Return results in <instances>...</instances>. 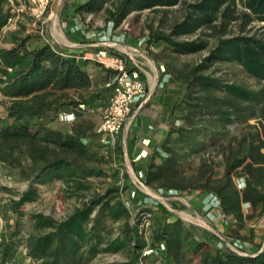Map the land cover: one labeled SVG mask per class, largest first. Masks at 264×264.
<instances>
[{
  "label": "trees",
  "instance_id": "16d2710c",
  "mask_svg": "<svg viewBox=\"0 0 264 264\" xmlns=\"http://www.w3.org/2000/svg\"><path fill=\"white\" fill-rule=\"evenodd\" d=\"M0 0V29L5 20ZM100 0H85L75 12L90 11ZM178 7L179 20L163 29L147 25L146 46L163 45L173 55L195 54L207 50V55L197 65L178 72V79L185 85L183 97L188 113L187 129L170 131L166 144L173 133L182 141L204 131V138L217 140V134L208 135V124L219 123L225 128L250 118L261 119L253 129L240 139L232 137L220 143L216 155L223 163V175L214 177L213 159L201 158L197 167L198 185L194 189L212 194L219 202L221 214L242 224V204L264 213V108L252 110V106L264 97V89L251 90L244 86L224 82L205 74L214 64L234 62L248 76L264 81V37L248 34L246 28L258 25L264 30V0H115L105 10L106 21L118 27L130 14L148 10L161 12ZM233 28L238 32L234 33ZM203 34L202 37L200 36ZM198 34L197 38H183ZM213 46L208 49L209 40ZM27 39L11 36V48L0 49V94L9 99L7 118L16 124L0 131V161L14 169H20L34 183L43 184L52 179L72 184V188L88 190L85 177L100 176L102 170L86 166L91 161L83 140L91 127L79 125L72 133L65 134L42 125H31L30 119H41L58 114L62 110H75L89 102L84 92H90L93 80L87 71L89 60L66 55L51 44L37 48L26 47ZM112 55L123 58L113 49ZM95 66L101 67L90 60ZM130 72L131 68L127 67ZM102 85L106 84L111 71L104 70ZM139 78L145 82L142 74ZM221 94V95H219ZM90 97H95L93 93ZM199 119L193 122L192 117ZM191 120V121H190ZM247 137V138H246ZM162 145L168 155L162 165L150 163L139 172L141 182L147 186L167 179L170 170L164 164L175 163L173 149ZM117 151L122 154L121 145ZM233 178H243L242 190L235 188ZM177 189L178 187L172 186ZM183 190V189H181ZM117 190H109L103 196L93 197L62 221L44 216L31 215L33 230L38 234L26 240L28 257L36 264H79L86 255L120 254L126 258L121 264H264V248L256 247L242 256L223 248L214 247L219 239L213 233L199 229L177 218L162 205L155 211L141 209L135 215L122 203ZM32 187L16 203L34 201ZM148 220L149 237L144 239L141 220ZM118 224V234L112 236V226ZM12 243L2 236L0 256L4 262L13 254ZM147 248L149 254H142ZM159 254L160 256H157Z\"/></svg>",
  "mask_w": 264,
  "mask_h": 264
},
{
  "label": "rangeland",
  "instance_id": "374dc122",
  "mask_svg": "<svg viewBox=\"0 0 264 264\" xmlns=\"http://www.w3.org/2000/svg\"><path fill=\"white\" fill-rule=\"evenodd\" d=\"M84 1L62 0L60 3L54 2L44 17L36 19L32 17L26 0H5L3 5L5 20L0 29V49L11 48V36L27 39L26 47L29 49L51 44L58 50L74 51L75 55L81 56L83 54V52H79L81 44H95L99 42L100 37L105 40L106 36L109 37L108 46L110 49L123 57L129 48L137 49L147 58L144 60L138 56L137 60L143 65V69L150 74L149 77L155 76V86L151 92L150 82L149 84L145 83L146 95L142 101H144L143 107H146L148 111L144 114L146 119L142 124V131L144 135L154 133L157 125L162 124L165 136L161 143L155 146L149 144L151 147L148 156L143 160L133 159L132 161L125 153H119L117 151V146L120 145L119 141L114 151L101 146L94 129L100 121L101 110L107 104L109 92L102 85L105 69L103 70L101 67L100 71L90 72L93 80L92 89L90 92L83 93L84 98H87L89 103L86 106L81 105L75 110H69L75 113L73 123L63 124L59 122L57 114L41 119H30L29 122L31 125H42L65 134L72 133V129L79 125L90 126L91 131L83 140L90 157H92L86 166L100 168L102 174L85 177L83 181L87 183L89 189L78 191L75 188L71 189L72 184H65L58 179H52L43 184L34 183L20 169H14L0 161V242L4 236L6 242L13 245V254L10 259L3 262L0 256V264H36L28 257L26 248L27 238L32 234H38L37 231L33 230L31 215L42 214L55 221H62L93 197L103 196L107 191L114 189L117 190V193L112 195H117L132 215L141 209L155 211L158 205H162L177 218L199 229V235L202 231L213 233L215 236L218 234L228 242H236L239 245L245 244V251L253 250V238L260 234L264 236V213H260V208L253 210L250 205L242 204L244 215L242 224L239 225L230 218L231 222L227 220V229L223 233H217L212 228L207 216L208 212L212 214V211L220 210L219 202L212 194L196 190L194 187L198 185L197 167L200 159H213L215 163L213 175L215 178L221 177L224 167L221 158L216 155L219 144H226L227 140L232 137L240 139L244 135L253 134L256 131L253 126H256L258 130V121L261 119L250 118L245 122L233 123L225 128H222L217 122L211 124L205 121L202 123L210 125L208 126V135L217 134V140L211 141L210 138H204V131L202 130L191 135L187 142L182 141L176 133H173L170 136V141L166 144L165 139L170 131L181 128L187 129L185 116L189 110L183 103L186 89L185 85L178 79V72L186 71L200 63L203 57L207 55V50L195 54L173 55L163 45L147 48L148 31L146 26L153 25L155 28L158 21L162 19L164 22L163 29H166L180 19L182 13L178 7L168 10L166 14L151 13L148 10L140 13L134 12L115 28L106 21L105 14V10L115 0H100L96 7L90 11L75 12V8ZM53 15L55 19L57 18L56 25H54ZM8 19L11 21L8 22ZM73 21L76 23L74 24ZM52 28L59 30L64 40L55 37ZM233 32L237 33V28H233ZM104 33L106 36L103 35ZM245 33L264 37V30L258 29V25L247 27ZM202 35L201 33L200 36L202 37ZM198 36L195 34L183 38L194 39ZM213 43V40H209L208 49L213 46ZM105 47L90 46L88 49H91L92 54H95ZM205 74L213 75L224 82L235 83L251 90L264 89V81L248 76L234 62L214 64ZM110 78H112V73ZM91 93L95 97L91 98ZM8 101L7 97L0 94V131L16 124L14 120L8 119L6 116ZM261 108H264V97H261L259 102L252 106V110L256 111L257 114ZM61 112H67V110ZM191 119L196 122L199 117L195 116ZM146 121L154 123L148 124ZM139 127L134 119L127 129L126 138L134 135ZM137 138L140 139L141 136L139 135ZM163 144L175 152V163L164 164L163 166L165 170H170L172 175L153 185L147 186L143 183V186H140L136 181L139 171L146 168L150 163L162 165L167 159L168 155L162 148ZM260 153L264 154V149H261ZM145 155L146 153L141 154L143 157ZM233 183L236 189L242 190L244 179L233 178ZM134 184L137 185V188ZM171 185L178 188L173 189ZM31 187L36 194L35 200L16 206L22 195ZM192 197L196 199L197 206L191 205ZM186 215L193 218L189 219L185 217ZM197 217H200L208 227H204L196 221L195 218ZM140 229L139 234L147 239L149 228L146 216L141 220ZM117 234L118 224H115L112 226L111 235L114 237ZM258 245L261 248L264 247V241ZM214 247L228 249L220 239ZM149 253L147 248L142 251L143 255ZM156 255L160 256L159 254ZM124 262H126V258L120 254H98L93 258L84 255L79 264H121Z\"/></svg>",
  "mask_w": 264,
  "mask_h": 264
},
{
  "label": "built area",
  "instance_id": "2783aa9c",
  "mask_svg": "<svg viewBox=\"0 0 264 264\" xmlns=\"http://www.w3.org/2000/svg\"><path fill=\"white\" fill-rule=\"evenodd\" d=\"M26 2L32 17L41 19L54 2L60 3L62 0H26ZM10 21L11 19H8V22ZM105 48L89 57L103 69L112 72V78L106 84V87L110 88L108 101L100 112V121L94 129V133L101 146L114 151L119 141L118 137L126 138L127 129L134 120V108L136 105L144 104L142 100L146 95V87L145 82L139 78V74H143L144 69L137 58L138 56L144 60L147 58L137 49L131 48L125 53V59L119 58L109 53ZM127 62L132 66L130 72L127 70ZM57 118L63 124H71L75 121V113L73 111L59 112ZM141 178V173H138L136 181L140 186H143ZM134 186L137 188V185L134 184ZM216 236L231 252L242 256L248 255L244 249L245 244L231 243L218 234Z\"/></svg>",
  "mask_w": 264,
  "mask_h": 264
},
{
  "label": "crops",
  "instance_id": "0c3cea01",
  "mask_svg": "<svg viewBox=\"0 0 264 264\" xmlns=\"http://www.w3.org/2000/svg\"><path fill=\"white\" fill-rule=\"evenodd\" d=\"M73 22H74V24L76 23V21H73ZM103 35L106 36V33H104ZM98 40H99V42H97L95 44H81L80 45L81 49L79 50V52H83V54H82L83 59L89 60L88 66H87V71H88L89 74H90V72H96V70L100 71L101 67L95 66L94 63L90 62L89 57L91 55H93V54L91 52V49H88V48H90V46H106V48L110 49V47L108 46V40H109L108 36L105 37V40H102L101 37ZM59 51L63 52L66 55H73V56H76V57H81V55H75L74 51H69V50L65 51V50H61V49H59ZM126 64L128 65V67H130V68L132 67L130 65V63H128V62ZM103 73H105V71H103ZM142 75L145 78V83L149 84V76L148 75H150V74L147 73V71L144 69V73ZM152 90L153 89L150 88V92ZM147 111H148V109H146V107H143V104L135 107L134 108V112H135L134 119H135L136 123H138V125L140 127L134 133V135H132L130 138H128V139L125 138L124 139L122 136H120V138H119V143L121 145L122 152L125 153L127 156H129L132 159V161H133V159L143 160L144 158H146L148 156V152L150 150L149 148L151 146H155L158 143H161L163 141V139H164V136H165V133L163 132L164 126L162 124L157 125L158 127L155 128V132L154 133H148V134H145V135L143 134V131H142V126L143 125L142 124H143V122H145L144 119H146V118H145L144 114ZM146 122L148 124L154 123L152 121H146ZM139 135L141 136L140 139L137 138V136H139ZM97 139H98V137H97ZM140 152H142V155H144V153L146 152L147 156L144 157V158L139 159L138 155H139ZM191 205L197 206L196 199H194L193 197L191 198ZM207 217H208V219H210L209 222L212 225V228L217 233H223L227 229V224H228L227 220H229V222H231L230 221L231 217H226V216L222 215L220 210L219 211L218 210H214V211H212V214H210L208 212V216ZM258 238H259V241H258ZM261 241H264V236H261V234L260 235H256L253 238V250L250 249V250H247V251L249 253L254 251L256 249V247L260 246L258 244ZM262 248H264V247H262ZM262 248L260 247V249H262Z\"/></svg>",
  "mask_w": 264,
  "mask_h": 264
},
{
  "label": "bare ground",
  "instance_id": "6f19581e",
  "mask_svg": "<svg viewBox=\"0 0 264 264\" xmlns=\"http://www.w3.org/2000/svg\"><path fill=\"white\" fill-rule=\"evenodd\" d=\"M52 18H53V21H55L54 22V25H56V19H55V16L53 15L52 16ZM52 32H53V34H54V36L55 37H57V38H59V39H63L64 40V37H63V35H62V33L59 31V30H56L55 28H52ZM124 48V47H123ZM150 68L154 71V68L150 65ZM149 76V75H148ZM149 82H150V87H151V89H153L154 88V86H155V76H152V77H149ZM143 152V151H142ZM142 152H140L139 153V155H138V157H139V159H141V158H144V157H146L147 156V153H146V155L143 157V156H141V154H142ZM185 217H187V218H189V219H192L193 217H191V216H189V215H186ZM196 219V221H198L201 225H203L204 227H208L207 226V224L200 218V217H197V218H195Z\"/></svg>",
  "mask_w": 264,
  "mask_h": 264
}]
</instances>
